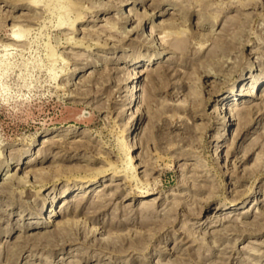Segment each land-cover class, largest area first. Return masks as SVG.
Returning <instances> with one entry per match:
<instances>
[{
  "label": "rangeland",
  "instance_id": "1",
  "mask_svg": "<svg viewBox=\"0 0 264 264\" xmlns=\"http://www.w3.org/2000/svg\"><path fill=\"white\" fill-rule=\"evenodd\" d=\"M0 264H264V0H0Z\"/></svg>",
  "mask_w": 264,
  "mask_h": 264
},
{
  "label": "bare ground",
  "instance_id": "2",
  "mask_svg": "<svg viewBox=\"0 0 264 264\" xmlns=\"http://www.w3.org/2000/svg\"><path fill=\"white\" fill-rule=\"evenodd\" d=\"M30 22V21H29ZM22 37H23V35H22V33H20V32H16V33H14V36H13V41H16V42H18V41H22ZM165 51V50H164ZM168 51V50H167ZM144 74V73H143ZM141 76V74L139 75V72H135L134 73V75H133V77H132V79L133 78H135V77H140ZM241 91H243L244 90V88L242 89H240ZM248 95V94H247ZM253 95V93H249V96H252ZM151 96V95H150ZM235 96V95H234ZM227 100H228V98H227ZM225 104V103H224ZM222 105V106H220V108L218 109L219 110V113H221V114H223L222 115V117H221V119L224 121V123L223 124H227V123H229L230 122V119H231V117L233 118L232 120H241L242 118H243V114H244V111H245V109L244 108H239V109H233V108H231V107H226L225 105ZM246 108V107H245ZM249 109V108H248ZM246 112V111H245ZM45 143V142H44ZM49 143V142H48ZM130 148V147H129ZM11 181H13L12 179H11ZM88 182H92V181H88ZM11 183V182H10ZM81 198V197H80ZM75 201V200H74ZM78 201V200H77ZM79 202V201H78ZM80 203V202H79ZM65 207V206H64ZM225 218V217H224ZM45 219V222H51V223H54L52 220H50L49 218H47V217H45L44 218Z\"/></svg>",
  "mask_w": 264,
  "mask_h": 264
}]
</instances>
